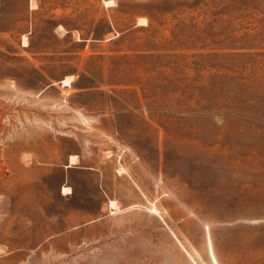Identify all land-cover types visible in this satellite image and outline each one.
Segmentation results:
<instances>
[{
    "label": "rangeland",
    "instance_id": "obj_1",
    "mask_svg": "<svg viewBox=\"0 0 264 264\" xmlns=\"http://www.w3.org/2000/svg\"><path fill=\"white\" fill-rule=\"evenodd\" d=\"M106 1L0 0V264H264V0Z\"/></svg>",
    "mask_w": 264,
    "mask_h": 264
},
{
    "label": "bare ground",
    "instance_id": "obj_2",
    "mask_svg": "<svg viewBox=\"0 0 264 264\" xmlns=\"http://www.w3.org/2000/svg\"><path fill=\"white\" fill-rule=\"evenodd\" d=\"M113 1V0H112ZM107 2V5L109 4L110 5V2H111V0H108V1H106ZM113 5V4H112ZM142 21H146V18L145 19H142V18H140ZM141 23V22H140ZM145 24V23H144ZM71 81H72V78L71 77H67V78H65L64 80H63V83H64V85H70L71 84ZM77 157L76 156H72V158H71V164H75L77 161ZM70 164V165H71ZM72 192V190H71V188L70 187H68V186H64L63 187V195H68V194H70ZM110 204H111V208H112V210H116V209H118V206H117V202L115 201V200H111L110 201ZM117 211V210H116ZM115 211V212H116ZM114 213V212H113Z\"/></svg>",
    "mask_w": 264,
    "mask_h": 264
}]
</instances>
